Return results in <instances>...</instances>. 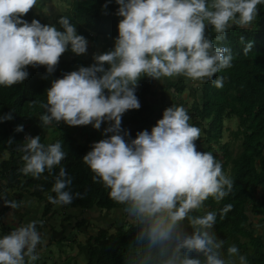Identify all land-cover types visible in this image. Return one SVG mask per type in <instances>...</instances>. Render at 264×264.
Segmentation results:
<instances>
[{
	"label": "clouds",
	"instance_id": "obj_1",
	"mask_svg": "<svg viewBox=\"0 0 264 264\" xmlns=\"http://www.w3.org/2000/svg\"><path fill=\"white\" fill-rule=\"evenodd\" d=\"M35 2L0 0V85L23 81L29 75L25 66L30 64L54 71L69 47L78 55L87 51V38L68 17L59 18L63 30L36 18L24 19ZM110 2L106 0L102 7L106 9ZM262 2L115 0L121 19L113 48L94 54L95 63L53 79L46 89L41 114L46 124L63 120L69 125L91 123L100 128L102 121H111L104 132L112 134L94 141L82 159L96 173L94 179H101L110 189V196L126 204L138 228L135 239L141 264H226L220 253L224 241L210 231L216 213L192 216L190 211L210 195L221 199L232 181L222 172L221 161L197 149L200 130L188 122L183 105L165 107L151 130H140L130 140L124 138L127 130L121 132L122 114L140 107L135 91L142 73L158 79L183 74L199 80L230 66L232 50L213 44L205 35L206 22L221 40L231 23L247 25ZM250 47L251 43L244 51ZM213 83L221 86L222 78ZM12 118L11 111L0 115V121ZM16 130H23V125ZM21 147V171L34 176L46 167L51 170L66 155L61 141L45 145L40 135H26ZM70 183L71 177L61 167L52 185L56 196L50 195L49 200L71 202L73 194L66 189ZM230 207L226 205L224 211ZM185 217L192 226L190 232L182 223ZM36 223L29 221L0 235V264H32L37 259L35 249L41 235ZM227 252L236 254L238 248L230 245ZM238 258L240 264H247L244 255Z\"/></svg>",
	"mask_w": 264,
	"mask_h": 264
},
{
	"label": "trees",
	"instance_id": "obj_2",
	"mask_svg": "<svg viewBox=\"0 0 264 264\" xmlns=\"http://www.w3.org/2000/svg\"><path fill=\"white\" fill-rule=\"evenodd\" d=\"M105 3L106 0H69L67 8L49 17L40 11L45 2L36 0L23 18L29 22L36 18L63 30L59 18L68 17L77 32L87 38V51L78 55L69 47L60 55L54 71L49 73L45 65L30 64L25 66L29 75L23 81L0 85V115L11 111L13 117L0 121V154L9 152V158L0 163V193L33 187L32 196L41 201L48 200L50 195L56 196L52 185L63 167L71 177L66 189L73 198L69 203L60 204L64 210L79 211V215L67 218L77 219L76 227L80 230L87 229L90 224V220L83 217L88 211L109 213L120 210L128 215L126 204L110 196V189L101 179H94L96 173L82 159L93 142L102 139L100 129L104 137L112 134L104 132L111 121H102L100 128H94L91 123L69 125L63 120L46 124L41 120L45 111L42 102H46V89L53 79L81 65L95 63L93 51L97 46L100 45L101 52L113 48L121 17L116 14L119 6L115 0L107 3L106 9L102 7ZM256 9L253 21L245 26L231 23L221 40L216 39L218 34L214 26L206 22L205 35L213 44L232 50L230 66L194 84H189L188 81L193 79L183 74L158 79L142 73L135 91L140 107L126 110L121 118V132L127 130L128 135L124 138L130 140L140 130H151L168 104L182 105L181 102H185L191 105V110L187 111L189 121L204 134L202 139L196 140L197 149L211 152L221 161L222 172L231 179L232 185L230 189L225 186L227 192L221 199L208 196L199 208L190 211V215H203L208 211L216 213L210 231L224 241L220 253L226 264H240L239 255L246 257L247 264H264V2L258 3ZM249 43L251 47L245 52ZM218 77L222 78L221 86L213 83ZM156 85L162 88L158 90ZM155 109L157 114L153 113ZM231 120L238 123V128L231 132L234 142H223L226 123ZM21 124L23 130L17 131L16 126ZM65 126H72L74 131L63 129ZM26 135H40L45 145L59 140L66 155L51 170L46 167L39 175L29 178L31 173L21 171L24 164L21 146ZM23 196L19 194L17 201L21 202ZM7 201V198H0V204L5 203L0 215L9 210ZM229 204L231 207L224 211ZM0 223L2 230L11 231L2 221ZM182 223L187 231L192 230L188 217ZM111 227L114 226L103 227L89 236L88 247L82 252L87 263L141 264L140 245L135 239L137 225L127 219L125 224L116 226L114 232H110ZM233 244L238 253L229 254L227 249Z\"/></svg>",
	"mask_w": 264,
	"mask_h": 264
},
{
	"label": "rangeland",
	"instance_id": "obj_3",
	"mask_svg": "<svg viewBox=\"0 0 264 264\" xmlns=\"http://www.w3.org/2000/svg\"><path fill=\"white\" fill-rule=\"evenodd\" d=\"M45 2V7L40 10L49 17H53L57 12H61L69 6V0H41ZM254 19H252L253 21ZM101 53L100 45L96 47L93 51L94 54ZM188 80V79H187ZM197 80L188 81L189 84H194ZM162 87L156 85V89L160 90ZM188 93L184 95L186 98ZM185 107L186 111L191 110V105L185 102H181ZM170 106L169 104L166 106ZM154 114L158 113V110L155 109ZM191 124V121H189ZM58 125V124H57ZM68 128L72 132L74 131L72 126H65L63 129ZM238 128V123L236 120H231L226 123V129L223 135V142L233 141L231 132L235 131ZM101 135V136H100ZM99 136L104 138L103 131L100 129ZM204 134L202 131H199L198 138H203ZM49 137V134L46 135V138ZM234 142V141H233ZM196 143V141H195ZM197 144V143H196ZM200 144V143H199ZM239 147H237L238 150ZM9 158V152L0 154V163L3 160ZM35 176L30 174L29 178H34ZM4 190V189H3ZM34 188H20V189H11L1 192L2 199L7 198L10 203V208L6 213L0 215V221H2L7 228L10 230L14 229L20 224H26L29 221H37L36 228L41 235V241L37 244L44 245L42 249H39L36 246L35 252L37 254V259L32 262V264H88L85 260L86 256L82 253L86 251L88 247V238L90 235L96 234L99 229L107 226L111 227L110 232L115 231L116 226H121L125 224L126 220H131L129 215L124 214L120 210L111 211V212H98V210L88 211L83 214V217L90 220V224L87 229L80 230L76 227L77 219L67 218L68 216L79 215V211L74 210H64L60 203L51 201V200H40L36 196H32ZM24 194L21 202L17 201L18 195ZM45 194V193H44ZM14 204L16 207H19L20 204L26 206V213L19 212L16 207H12L11 204ZM5 203L0 204V213L4 208ZM29 209L33 211H29ZM46 210L47 213H46ZM68 211V212H67ZM67 212V213H66ZM46 213V214H45ZM250 217L252 218L251 213L249 212ZM81 217V214H80ZM79 217V218H80ZM2 225L0 223V235L7 234V231L1 229ZM10 232V231H9ZM52 238V244L48 239ZM58 241V242H55ZM46 245V246H45ZM49 245V246H47ZM41 250V251H40ZM39 251V252H38ZM26 261L28 257H25Z\"/></svg>",
	"mask_w": 264,
	"mask_h": 264
},
{
	"label": "crops",
	"instance_id": "obj_4",
	"mask_svg": "<svg viewBox=\"0 0 264 264\" xmlns=\"http://www.w3.org/2000/svg\"><path fill=\"white\" fill-rule=\"evenodd\" d=\"M1 197H2V194H1ZM19 204H20L19 207H16L13 203H12L11 205H12V207H13V206L16 207V208L18 209L19 212L26 213L27 211H26L25 208H27V207H26V206L24 207V205H22V203H19ZM29 211H33V210L29 209ZM51 234H52V233H50V236H51ZM51 238H52V236L48 239V242H49V240H50V243L52 242ZM55 242H58V241H55ZM51 244H52V243H51ZM45 246H46V245H45ZM47 246H49V245H47ZM40 251H41V250H40ZM38 252H39V251H38Z\"/></svg>",
	"mask_w": 264,
	"mask_h": 264
}]
</instances>
